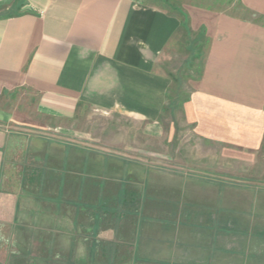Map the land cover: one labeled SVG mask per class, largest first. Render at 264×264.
<instances>
[{"label":"crops","instance_id":"1","mask_svg":"<svg viewBox=\"0 0 264 264\" xmlns=\"http://www.w3.org/2000/svg\"><path fill=\"white\" fill-rule=\"evenodd\" d=\"M204 1L0 0V96L30 103L0 108V264H264V0ZM184 37L200 78L170 115L205 147L173 169ZM95 114L127 139L74 130Z\"/></svg>","mask_w":264,"mask_h":264},{"label":"rangeland","instance_id":"2","mask_svg":"<svg viewBox=\"0 0 264 264\" xmlns=\"http://www.w3.org/2000/svg\"><path fill=\"white\" fill-rule=\"evenodd\" d=\"M171 1V5H165L167 9L174 10V1L175 0H168ZM198 1L200 4H208L209 1L204 0H195ZM164 6V5H163ZM236 11H238V8H235ZM239 12V11H238ZM243 16H248L246 13L242 14ZM194 37V36H192ZM194 39V38H193ZM192 39V40H193ZM188 38L184 37L183 39V46L178 47L177 51L171 53L168 60L165 62V66L163 69L168 74L171 85L170 90L168 93V105L166 113L164 114V119H168L172 123L175 124L176 134L173 139L172 147H168L169 153L167 154L166 162L162 164V166H165L169 168V166L175 168L174 161L176 157H182L183 155H188V151H195L197 152L198 149H203L205 147V144L202 143L193 133L192 126L188 123H185L181 114L179 115V121L173 120V117L171 118L170 115V109H174L177 106H180V100L178 102L176 101V94L178 93L179 99H182L183 102L189 97L191 92L196 87V82L200 78V71H201V56L202 53V43H198L194 41V43H187ZM196 42V43H195ZM189 48H188V45ZM196 48V50L193 52L191 51L192 48ZM193 52V53H192ZM197 55V58L194 61L187 60L188 58H191V56ZM24 92L22 89H18L16 91L8 92L4 91L2 95L0 96V108H5L8 112H12L15 110L16 107L20 106L23 103V107L26 105H30V103L25 100ZM25 103V104H24ZM180 113V110L177 112ZM7 123V130L13 131L12 124ZM82 125V128L86 130L88 133H90L89 138L91 140H94V138H98L102 141L109 140L111 137H116L120 139H127L125 137L126 132L123 130H126V126L130 127L128 123L123 120H114L107 116L102 115H86L83 117V119L79 122V124H75L73 126L74 130L76 131L79 125ZM77 132V131H76ZM14 133V132H13ZM43 134H47L44 133ZM78 133H76L77 135ZM33 135V134H32ZM39 135V134H38ZM133 136V134H131ZM42 136V135H41ZM125 137V138H124ZM134 140L137 148H135L134 153L136 154V157L138 155L144 156V154L139 153L137 149L141 150L143 146L144 138L141 136L140 132L136 130L134 132ZM145 142V141H144ZM146 150H150V153H146V161H149V163L153 164L154 166H158V142L149 141L147 144L146 142ZM148 146H150L148 148ZM148 148V149H147ZM155 152V154H153ZM161 165V164H160ZM1 262V261H0ZM1 263V264H8Z\"/></svg>","mask_w":264,"mask_h":264}]
</instances>
